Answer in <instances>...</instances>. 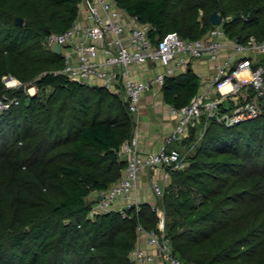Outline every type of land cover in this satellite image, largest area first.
<instances>
[{
	"label": "trees",
	"instance_id": "obj_1",
	"mask_svg": "<svg viewBox=\"0 0 264 264\" xmlns=\"http://www.w3.org/2000/svg\"><path fill=\"white\" fill-rule=\"evenodd\" d=\"M79 1L0 0V97L18 99L0 114V264H136L129 253L137 224L159 221L149 202L127 217L93 210L89 195L122 174L120 147L135 121L119 92L54 73L63 61L44 40L71 25ZM115 1L156 26L158 37H201L216 10L228 37L264 39V0ZM6 75L38 90L6 87ZM198 87L188 66L161 90L179 107ZM244 101L228 96L220 109ZM260 104L255 117L233 124L203 117L185 140L194 141L187 164L168 168L158 203L181 264H264V95Z\"/></svg>",
	"mask_w": 264,
	"mask_h": 264
},
{
	"label": "built area",
	"instance_id": "obj_2",
	"mask_svg": "<svg viewBox=\"0 0 264 264\" xmlns=\"http://www.w3.org/2000/svg\"><path fill=\"white\" fill-rule=\"evenodd\" d=\"M222 24L223 21L213 24L197 38H184L176 31L158 37L156 26L129 14L115 0H80L71 25L63 32H54L45 38L48 47L58 43L63 59L55 74L119 92L133 113L139 110L142 94L162 88L167 77L183 71L192 61L212 62L209 88L197 92L186 104L170 105L176 122L155 150L141 151L136 134L121 144L120 152L126 165L118 180L99 192L102 197L96 198L93 210L117 209L123 217L128 216L126 210L130 207L138 210L141 202L135 188L140 174L157 166L183 168L186 160L180 150L170 144L181 143L203 117L233 124L259 113L260 98L264 95V39L254 36L243 41L230 38ZM243 72L248 76L244 77ZM3 80L6 87L17 88L21 84L11 75L4 76ZM248 90L254 93L249 96ZM239 95L243 96L244 102L229 111L220 109L225 98ZM17 101L16 97H0V114ZM151 188L155 196H162L163 187L157 179L151 180ZM152 206L159 216L157 226L145 228L138 223L137 230L146 235L147 243L155 246L157 251L134 246L129 256L136 264H149L157 255L166 264H181L173 255L170 239L165 234L163 210L156 204Z\"/></svg>",
	"mask_w": 264,
	"mask_h": 264
},
{
	"label": "crops",
	"instance_id": "obj_3",
	"mask_svg": "<svg viewBox=\"0 0 264 264\" xmlns=\"http://www.w3.org/2000/svg\"><path fill=\"white\" fill-rule=\"evenodd\" d=\"M188 66L199 77L198 92L207 90L209 88L212 62L208 60H195ZM242 75L247 77L248 73L243 72ZM161 89L162 88L157 87L143 93L139 102V110L133 113L135 121L133 135H137L139 149L143 152L155 150L165 135L172 130L176 122L175 116L170 112V104L165 101ZM184 140H186V138H184L183 141ZM183 141L179 144L182 145ZM168 172L169 170L165 166H157L153 169H147L140 174L135 188V194L140 202L154 203L155 194H152L154 193L153 190L150 191L148 189L149 180L162 179L164 175H169ZM98 195V192H92L89 197L98 198ZM135 246L150 252L157 251L155 246L147 243L144 233H139ZM149 264H166V262L157 255L155 260Z\"/></svg>",
	"mask_w": 264,
	"mask_h": 264
},
{
	"label": "rangeland",
	"instance_id": "obj_4",
	"mask_svg": "<svg viewBox=\"0 0 264 264\" xmlns=\"http://www.w3.org/2000/svg\"><path fill=\"white\" fill-rule=\"evenodd\" d=\"M61 58H62V56H61ZM63 60V59H62ZM25 85V88H24V90H27V92L29 93V94H32V93H35L36 92V90H38L37 89V87L35 86V85H33V84H31V83H26V84H24ZM233 99H237V98H235V97H232ZM194 142V141H193ZM192 141L190 142L189 140H187L186 142H185V140L183 141V144L181 145V144H179L178 142H172L170 145H173V146H176L179 150H180V152L182 153V156H183V158L186 156V153L188 152V150H190V149H192L193 148V143ZM185 162H187V161H185ZM187 164V163H186ZM169 170V169H168ZM169 173V175L167 176V175H164V177L162 178V179H157L158 181H159V183L161 184V186L163 187V189L171 182V175H170V171L168 172ZM151 180H149V183H148V189L150 190V191H152V189H151ZM152 194H154V193H152ZM155 196V195H154ZM138 198V197H137ZM158 196H155V200H154V203L153 204H156V205H158L159 206V203H158ZM138 200H139V198H138ZM159 207H161V206H159Z\"/></svg>",
	"mask_w": 264,
	"mask_h": 264
},
{
	"label": "water",
	"instance_id": "obj_5",
	"mask_svg": "<svg viewBox=\"0 0 264 264\" xmlns=\"http://www.w3.org/2000/svg\"><path fill=\"white\" fill-rule=\"evenodd\" d=\"M235 17V16H233ZM228 20L231 19V16H228L227 17ZM15 22L18 23V24H23V18H21L20 16H16L15 17ZM210 22L212 24H219L222 22V16L216 11V10H213L210 14ZM51 49L55 52V53H59V45L58 43H54L52 46H51ZM10 77V76H9ZM8 77V78H9ZM25 88V85L23 83H21L18 87L19 90H24ZM102 197L101 194L98 195V200Z\"/></svg>",
	"mask_w": 264,
	"mask_h": 264
},
{
	"label": "snow or ice",
	"instance_id": "obj_6",
	"mask_svg": "<svg viewBox=\"0 0 264 264\" xmlns=\"http://www.w3.org/2000/svg\"><path fill=\"white\" fill-rule=\"evenodd\" d=\"M10 82L15 83V81H10Z\"/></svg>",
	"mask_w": 264,
	"mask_h": 264
}]
</instances>
